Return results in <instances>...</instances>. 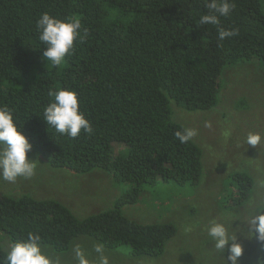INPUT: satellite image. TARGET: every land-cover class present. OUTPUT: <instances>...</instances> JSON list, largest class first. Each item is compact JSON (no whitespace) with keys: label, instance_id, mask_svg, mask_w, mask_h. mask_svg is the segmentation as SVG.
<instances>
[{"label":"trees","instance_id":"1","mask_svg":"<svg viewBox=\"0 0 264 264\" xmlns=\"http://www.w3.org/2000/svg\"><path fill=\"white\" fill-rule=\"evenodd\" d=\"M228 2L234 7L217 26L199 23L209 13L205 0H0V108L51 167L80 175L100 169L128 185L111 209L85 219L58 201L0 195V234L13 245L33 233L56 252L85 236L111 251L127 245L132 257L164 253L176 226L139 224L123 209L146 187L195 186L202 178V150L175 138L185 127L173 121L170 102L210 111L227 67L258 61L264 68V0ZM44 13L78 17L86 30L60 67L42 56L36 22ZM218 27L238 35L220 40ZM57 89L78 94L91 136L61 135L43 120ZM253 185L249 174L232 175L229 204L249 200ZM6 253L0 245V259Z\"/></svg>","mask_w":264,"mask_h":264},{"label":"rangeland","instance_id":"2","mask_svg":"<svg viewBox=\"0 0 264 264\" xmlns=\"http://www.w3.org/2000/svg\"><path fill=\"white\" fill-rule=\"evenodd\" d=\"M170 107L174 122L197 133L192 140L202 150V178L195 186L178 187L159 182L155 187H146L137 204L123 209L127 218L139 224L172 223L176 226L177 234L166 245L164 253L158 257H132L127 245L111 251L95 239L82 236L74 240L66 252H56L42 245L43 254L52 264H80L78 252L83 254L87 264H105V260L107 264H232L228 257L232 255L233 242L243 250L237 264H264V239L259 238L251 223L255 216L264 213V139L256 147L246 143L249 133L264 138V68L258 61L227 67L219 103L210 111L188 112L174 101L170 102ZM29 158L36 161L35 175L30 179L18 178L15 183L0 178V195L28 194L37 200L58 201L54 195L58 193L71 200L66 203L77 218L85 219L111 209L128 188L127 184L115 182L116 187L113 184L102 200L88 206L89 200L82 198L81 192L60 191L57 180L67 178L62 175L66 170L51 167L33 148ZM238 172L249 174L254 185L250 199L234 207L227 201L229 179ZM70 173L73 176L69 178L70 184H66L70 185V190L75 182L89 177ZM88 182L98 184L94 179ZM48 187L53 188L54 193ZM97 189L99 193L100 186ZM79 195L80 202L76 200ZM212 221L223 224L227 230L229 243L223 250L216 248L208 234ZM0 245L5 252L12 246L3 234H0ZM97 246H102L101 251L96 250Z\"/></svg>","mask_w":264,"mask_h":264},{"label":"clouds","instance_id":"3","mask_svg":"<svg viewBox=\"0 0 264 264\" xmlns=\"http://www.w3.org/2000/svg\"><path fill=\"white\" fill-rule=\"evenodd\" d=\"M208 14L200 17L202 25H219V17H226L234 5L228 0H205ZM39 32V41L46 45L42 52L43 59L51 67L64 65L65 58L75 51V43L83 39L86 30L82 33L81 20L78 17L60 20L48 13H44L36 22ZM219 39L238 35L236 30H225L218 27ZM51 102L43 110V120L61 135L71 138L78 137L82 132L91 136L94 132L91 122L80 111V101L75 91L57 89L49 92ZM197 135L194 129L183 128L175 132V138L182 144H187ZM261 135L249 133L246 143L256 147L262 142ZM33 145L23 133V127L14 122L12 112L7 108H0V178L4 181L15 183L18 178L30 179L35 175L37 164L29 158ZM252 226L264 239V213L255 216ZM208 234L215 241L216 248L223 250L229 243L227 230L223 224L212 221ZM233 241L235 238H232ZM39 236L29 233L23 241L11 246L0 264H52L49 257L41 250ZM102 246H97L101 251ZM242 247L233 242L228 257L232 264H237V259L242 255ZM80 264H87L83 254L78 252ZM105 264L107 261L105 260Z\"/></svg>","mask_w":264,"mask_h":264},{"label":"crops","instance_id":"4","mask_svg":"<svg viewBox=\"0 0 264 264\" xmlns=\"http://www.w3.org/2000/svg\"><path fill=\"white\" fill-rule=\"evenodd\" d=\"M62 170H65V169H62ZM64 172H66V173H63L62 175H65L68 179L67 178H59L57 180V182L60 184L59 185L60 187L58 186L60 188V191H64L65 193H68V194H69V191L70 192H75V193L81 192L82 198H86V199L89 200L88 206L95 204L96 201L102 200L104 198L105 192H110V190L112 188L111 186L113 184L115 185V182H114L113 178L111 177V175H109L107 172H105L103 170L96 169V170H94L91 173L84 174L86 176H89V177H87V179L79 180L78 178L73 177V179L79 180V182H75V184H78V186L75 187V184H74L73 188H71V190H70V189H68V188H70V185L67 186L66 184H70V182H69L70 179L69 178L71 177L72 173H70L69 170H66ZM89 179L97 180L98 184L89 183L88 182ZM61 185L63 187H61ZM99 186H100V191L98 193V189L97 188ZM115 187H116V185H115ZM48 188L52 191V193H54L53 192V188L52 189L50 187H48ZM66 189H68V190L66 191ZM22 195H24V194H22ZM26 195H28V194H26ZM54 195L57 197L58 202L62 203L66 207L69 206L66 202H70L71 201L70 199H68L66 197H62L63 195L58 194V193H54ZM74 195L77 196V194H74ZM82 198L79 195V197H77L76 200L80 202ZM35 199H37V198H35ZM88 206H86V207H88Z\"/></svg>","mask_w":264,"mask_h":264}]
</instances>
